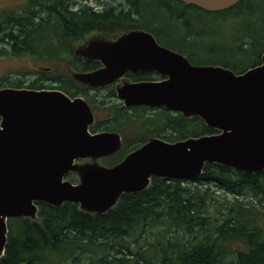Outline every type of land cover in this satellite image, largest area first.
<instances>
[{
	"label": "trees",
	"instance_id": "1",
	"mask_svg": "<svg viewBox=\"0 0 264 264\" xmlns=\"http://www.w3.org/2000/svg\"><path fill=\"white\" fill-rule=\"evenodd\" d=\"M22 1L17 10L0 12V56L69 62L74 59L73 46L88 33L111 35L116 27L123 32L145 30L192 64L219 65L237 74L260 65L264 54V0H242L221 12H206L180 0H122L118 6L105 0ZM153 4L158 13L169 14V19L184 30L180 45L163 41L166 33L158 27L156 18H144ZM194 12L223 20L213 34L220 37V42L210 47L195 44L196 38L212 37L213 32L193 31L187 22ZM24 83L22 78H2L0 89L22 88ZM30 87L44 88V84L31 83ZM63 89L72 96L85 97L100 110L113 108H105V100H101V106L84 86ZM105 93L110 98L115 90L108 88ZM176 120L178 130L173 141L218 133L198 117L190 119L187 129L188 119L177 114ZM99 125L91 126V131L120 129L116 123ZM128 150L131 147L125 146L109 162L113 165L122 161ZM68 178L76 177L69 174ZM213 188L224 194L225 203L216 208L221 219L211 210ZM248 198L252 201L246 204ZM38 207L37 221H8V243L1 264H264L263 231L249 217L264 208V170L242 173L206 164L203 173L193 180L153 178L147 189L122 195L104 214L82 212L76 203L61 207L38 203ZM146 233L151 239L144 236ZM236 244L245 245L246 250L234 249Z\"/></svg>",
	"mask_w": 264,
	"mask_h": 264
},
{
	"label": "water",
	"instance_id": "2",
	"mask_svg": "<svg viewBox=\"0 0 264 264\" xmlns=\"http://www.w3.org/2000/svg\"><path fill=\"white\" fill-rule=\"evenodd\" d=\"M206 12H221L242 0H180ZM76 55L104 67L73 77L90 87L112 84L127 72H152L165 79L126 84L118 97L126 107H165L198 117L217 134L176 143L151 139L114 167L97 159L121 149L117 133L93 134L94 115L83 98L53 90L0 89V264L10 219H38L37 203L104 214L124 194L147 189L152 178L193 180L206 164L242 173L264 170V54L261 64L237 74L217 65H195L144 30L117 40L96 35ZM92 159L79 163L78 160ZM69 173L77 183L66 180Z\"/></svg>",
	"mask_w": 264,
	"mask_h": 264
},
{
	"label": "flooded vegetation",
	"instance_id": "3",
	"mask_svg": "<svg viewBox=\"0 0 264 264\" xmlns=\"http://www.w3.org/2000/svg\"><path fill=\"white\" fill-rule=\"evenodd\" d=\"M122 1V0H121ZM122 3V2H121ZM120 3V4H121ZM116 5V4H114ZM118 6V5H116ZM121 28L116 27L113 29L112 32L114 34L111 35H105L103 33H88L85 39L82 40L80 44H75L73 46L74 50V59L67 62V61H62L71 68V73L69 75L65 74L62 77H55L51 71L50 68H44V70H34L36 75L30 74L29 79L26 81L24 80V84L22 88L25 89H31V90H53V91H60L65 93L70 99H76V98H83L86 100L85 97L82 96H72L70 95L67 91H65L63 88L64 86H84L88 89V93L92 99L95 101H98L99 104L101 100H105L106 104L104 105L105 108L107 105H111L113 108L109 110H100L96 106H92L89 104L91 111L94 115L95 121L91 126L94 125H99V123L103 122V124L107 125H113V123H116V125L120 124V131H110V130H104L101 129L96 132L91 131V126H90V131L93 134L101 133V132H110V133H117L121 137V149L117 151L116 153L120 152L122 149H124L125 146L131 147V151L128 150V153L126 156H128L130 153L138 150L145 144H147L151 139H160L168 143H176L178 141H173L174 138L177 136V130H178V125H177V120L176 116L177 114L174 111L168 110L167 108L163 107H150V106H132V107H126L124 105V101L121 100L118 97V89L122 88L126 84H131V83H141V82H158L162 81L165 78L161 76L160 74L157 73H152V72H137V73H132V72H127L124 76H122L120 79L116 80L110 85L104 86V87H99V88H94L90 87L88 84H85L83 82H80L79 80H76L73 77V74L75 73H88V72H93L98 69H101L104 67V64L101 61L98 60H90L87 57H83L80 55H76L77 49L83 45L87 40H89L91 37L96 36V35H102L107 37L110 40H117L120 36L127 32H123L120 30ZM129 32V31H128ZM77 46V47H76ZM68 69V68H67ZM138 73H143L141 78L135 77L136 74ZM31 83H37L39 84H44V88H31L30 84ZM114 89L115 90V95L111 96L110 98H107L106 89ZM101 105V104H100ZM102 106V105H101ZM126 109V110H124ZM132 109H137L139 112L138 113H132ZM99 112H105L106 116L104 118H101L99 115ZM186 118V117H185ZM188 119L186 122L185 129L189 128L191 121V118H186ZM1 122V120H0ZM184 125V124H183ZM132 126H135V130H132ZM180 130H182V126L179 127ZM125 131H131L133 135H136L137 137L134 140H131V138H125ZM128 134V135H132ZM186 140V139H185ZM183 141V140H180ZM127 143V144H125ZM116 153L109 155V156H104L102 158L97 159V162L107 166V167H114L121 163L124 159L118 163H112L109 162V160L112 158L113 155ZM93 160L88 158L84 160H78L79 163H87V162H92ZM75 177L76 175L73 174ZM71 182L76 183L77 177L75 179H70Z\"/></svg>",
	"mask_w": 264,
	"mask_h": 264
},
{
	"label": "rangeland",
	"instance_id": "4",
	"mask_svg": "<svg viewBox=\"0 0 264 264\" xmlns=\"http://www.w3.org/2000/svg\"><path fill=\"white\" fill-rule=\"evenodd\" d=\"M110 3L120 5L122 2L121 0H105ZM22 0H0V12L2 11H14L17 10L18 6L22 3ZM91 5H94L91 3ZM130 7L127 6V9ZM149 10L145 11L144 18L147 20H151L153 18L155 19V22H157L158 27L164 29L165 36L163 37V41L166 43H170L173 45H180L179 40L181 37L184 36V30H181V26L179 23H175L172 20L169 19V14L166 16H162V13H158V8L156 5H152L151 7H148ZM155 13H158L157 15ZM194 16L190 17L188 19L189 22H187L189 25L193 27V31L195 33H202L206 32L207 34L212 33V37H201L196 38L195 44H201L206 47H210L214 43H218L221 41L219 36H216L213 34H216V30H219L220 25L222 24L221 19H218L217 17L207 15L205 13H199L194 12ZM183 26V25H182ZM180 28V29H177ZM186 31V30H185ZM77 47V46H76ZM51 51V50H50ZM44 68H50L53 75L55 77H62L63 75L67 74L69 75L71 73V68L63 63L60 62H52V61H46V60H39L37 58L31 57V56H21V57H12V56H0V79L2 78H8L12 80H17L19 78H22L23 80H27L30 77V74L36 75L34 70H44ZM68 68V69H67ZM45 71V70H44ZM99 115L101 118H104L106 116L105 112H99ZM132 130H135L133 128ZM125 138H131V140H134L137 136L133 135L131 131H125ZM132 134V135H128ZM127 144V143H125ZM202 189L205 188V186H201ZM215 190V197L214 202L211 205V210L216 213V208L222 206L221 202H224V194L221 191H217L216 188H213ZM229 199H233L232 195H228ZM246 204L251 203V199H245L244 200ZM260 212L255 213L254 215H250L249 217L252 219L254 225L261 228L264 235V208L260 207ZM217 218L221 219V214L216 213ZM147 238L151 239V235L146 233L144 234ZM226 247H229L231 249V245L226 244ZM234 249L238 250H246L245 245L243 244H236L233 246ZM232 250V249H231ZM229 250V251H231ZM234 251V250H232ZM237 251V250H236Z\"/></svg>",
	"mask_w": 264,
	"mask_h": 264
}]
</instances>
